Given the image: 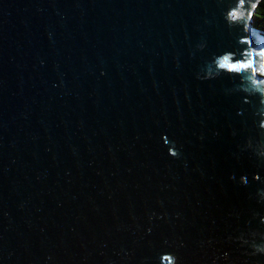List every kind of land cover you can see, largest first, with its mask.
<instances>
[{
	"label": "water",
	"instance_id": "water-1",
	"mask_svg": "<svg viewBox=\"0 0 264 264\" xmlns=\"http://www.w3.org/2000/svg\"><path fill=\"white\" fill-rule=\"evenodd\" d=\"M257 2L0 0V264H264Z\"/></svg>",
	"mask_w": 264,
	"mask_h": 264
},
{
	"label": "trees",
	"instance_id": "trees-1",
	"mask_svg": "<svg viewBox=\"0 0 264 264\" xmlns=\"http://www.w3.org/2000/svg\"><path fill=\"white\" fill-rule=\"evenodd\" d=\"M253 25L264 30V0H258L252 14Z\"/></svg>",
	"mask_w": 264,
	"mask_h": 264
},
{
	"label": "clouds",
	"instance_id": "clouds-1",
	"mask_svg": "<svg viewBox=\"0 0 264 264\" xmlns=\"http://www.w3.org/2000/svg\"><path fill=\"white\" fill-rule=\"evenodd\" d=\"M241 67H243L244 65H240Z\"/></svg>",
	"mask_w": 264,
	"mask_h": 264
}]
</instances>
